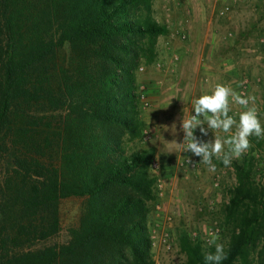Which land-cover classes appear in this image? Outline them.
Segmentation results:
<instances>
[{"label":"trees","instance_id":"obj_1","mask_svg":"<svg viewBox=\"0 0 264 264\" xmlns=\"http://www.w3.org/2000/svg\"><path fill=\"white\" fill-rule=\"evenodd\" d=\"M167 32L152 0H0V264H155L137 70ZM249 139L231 163L221 264H264V139ZM68 199L76 220L51 242ZM178 245L182 264L215 251L187 234Z\"/></svg>","mask_w":264,"mask_h":264},{"label":"rangeland","instance_id":"obj_2","mask_svg":"<svg viewBox=\"0 0 264 264\" xmlns=\"http://www.w3.org/2000/svg\"><path fill=\"white\" fill-rule=\"evenodd\" d=\"M187 0H152V12L154 18L162 23L171 24L172 14L175 12L184 13ZM213 9L208 12H215L211 22L218 24L219 30L224 36V41H231L232 55L235 56V76L239 86L242 76L250 79L249 96L254 97V106L258 111L259 119L264 126V0H217ZM187 5V4H186ZM221 11V14L216 16ZM176 18V17H174ZM208 19H206L207 21ZM178 20H175V24ZM187 21L178 22L176 26H182ZM176 32L181 38L183 29L177 28ZM164 36H160L163 39ZM187 36L184 38L186 39ZM182 39V40H184ZM158 47L160 56L170 57L172 52L164 50V43ZM174 59L178 57L173 55ZM159 63V64H158ZM176 65L161 64V61L148 65H141L137 70V83L139 91L144 94L147 106L143 105L141 99L140 117L144 122L143 138L137 142L140 148H155L157 173L161 182V190L158 193V201L151 207L148 224L152 238V256L155 264H182L184 255L179 250V239L183 234L199 239L204 246H209L207 240L211 230H218L219 240L224 246L228 236L226 231L221 230L222 204L227 200L226 191L234 181L232 165L224 166L219 159L213 157L216 164V171L210 172L208 166L200 161V157L184 151V133L180 127L182 119L190 117L194 110L193 106L183 105L188 96L187 92L179 90L175 92L169 88L166 69ZM178 68V65H177ZM151 81V82H150ZM159 81V85L156 83ZM212 87L211 91L216 85ZM160 86V105L152 104L148 95L152 98L157 95L153 87ZM224 85V84H222ZM178 87V85H177ZM210 91V92H211ZM140 93V94H141ZM171 93L183 97L181 105L172 106L169 104ZM180 99V98H179ZM155 102V101H154ZM144 106V107H143ZM251 106L252 103H251ZM245 109L237 104L231 105L229 115L239 121V113ZM204 127H207L205 123ZM237 128L233 127V134ZM195 135L204 141H214L218 136L226 138L222 131H208L207 136H201L199 129ZM264 139V138H262ZM134 146V144H130ZM183 155L197 160L198 167L190 168L180 165V158ZM220 174L218 187L213 185L215 174ZM78 201L76 199L64 200L61 205V230L51 240L60 243L67 237L68 227L76 220Z\"/></svg>","mask_w":264,"mask_h":264},{"label":"crops","instance_id":"obj_3","mask_svg":"<svg viewBox=\"0 0 264 264\" xmlns=\"http://www.w3.org/2000/svg\"><path fill=\"white\" fill-rule=\"evenodd\" d=\"M215 2L217 0L184 1L186 11L184 13H173L172 15L176 18L173 17L172 21L174 20V22L167 24V34L161 35L164 36L163 39H160V36L157 38V50L158 47H161L160 43H162V46L164 43V50L172 53L170 57H161L157 51L158 55L154 62L160 60L161 64H166L167 67L176 65V67L166 69V73H163V75L167 76L166 79L170 89L175 92L180 89L187 92V102L183 103L185 106L187 103L188 106H193L195 99L199 96L210 94L212 87L216 84L215 82L232 88L237 84V78L234 75L236 69L235 56L232 55L234 50L232 46L230 48L231 41L223 40L224 36L217 30L218 24L216 22L212 24L211 22L212 15L214 17L215 12H208L211 7L213 9V5L217 4ZM218 15L223 14L220 11L216 14V16ZM206 19L208 20L206 21ZM175 20H178L176 24L188 20L186 24L180 26L187 36L186 39L182 40L176 33L178 32L177 28L180 27L176 26ZM173 55L178 58L174 59ZM156 83L158 84L159 81ZM158 87L160 88L157 85L153 87L158 92L154 98L148 95L154 105H160L163 100ZM167 97L169 98V104L172 106L178 105L179 107L183 101V97H178L174 93Z\"/></svg>","mask_w":264,"mask_h":264},{"label":"clouds","instance_id":"obj_4","mask_svg":"<svg viewBox=\"0 0 264 264\" xmlns=\"http://www.w3.org/2000/svg\"><path fill=\"white\" fill-rule=\"evenodd\" d=\"M233 102L245 109L239 113L238 122L229 115ZM250 102L253 106H249ZM192 109L194 114L183 118L180 125L186 142L184 151L200 157V161L208 166L210 172L216 171L213 157L221 160L224 166H230L233 159L240 158L250 149L249 137L255 135L264 138V126L254 106V97H245L230 86L216 85L211 94H204L195 99ZM205 123L207 127H204ZM234 126L237 131L233 134ZM197 129L201 136H207L209 129L214 133L222 131L230 135H226V138L215 136L214 141H204L195 135ZM219 239L218 233L209 234L207 244L214 246L215 251L205 254V264H221V261L227 258L225 246L217 242Z\"/></svg>","mask_w":264,"mask_h":264},{"label":"built area","instance_id":"obj_5","mask_svg":"<svg viewBox=\"0 0 264 264\" xmlns=\"http://www.w3.org/2000/svg\"><path fill=\"white\" fill-rule=\"evenodd\" d=\"M186 37V34L185 33H182L181 34V38L184 39ZM249 89H250V79L248 78V76H242L241 79H240V83H239V86L236 88V92L245 96V97H248L249 96ZM140 92V91H139ZM141 93V92H140ZM211 94V92H210ZM140 98L143 100V105L146 107L148 104L147 102L145 101V96L144 94H140ZM235 104L234 102L231 103V105ZM238 105V104H237ZM143 106V107H144ZM240 106V105H238ZM251 106V102H250V105ZM258 112V111H257ZM194 114V113H193ZM215 139V137L213 138V140ZM189 160L191 161V163H189ZM180 165L181 166H187V167H190V168H197L198 167V162L197 160H194L193 158H189L188 156H185L183 155L182 158H180ZM153 168H157V163L156 162H153L152 164ZM219 181H220V174L216 173L215 176H214V183L213 185L215 187H218L219 185ZM157 189H158V193H159V190H161V182L160 180L158 181V184H157ZM210 233H218V230L215 229V230H211L208 235ZM151 238H153V236L151 235ZM209 238V237H207Z\"/></svg>","mask_w":264,"mask_h":264}]
</instances>
